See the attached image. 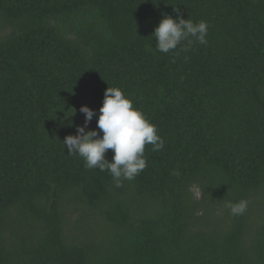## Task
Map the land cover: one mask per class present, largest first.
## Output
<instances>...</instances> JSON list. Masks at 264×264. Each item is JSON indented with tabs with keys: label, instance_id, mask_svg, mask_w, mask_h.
Wrapping results in <instances>:
<instances>
[{
	"label": "trees",
	"instance_id": "1",
	"mask_svg": "<svg viewBox=\"0 0 264 264\" xmlns=\"http://www.w3.org/2000/svg\"><path fill=\"white\" fill-rule=\"evenodd\" d=\"M0 264H264V0H0Z\"/></svg>",
	"mask_w": 264,
	"mask_h": 264
},
{
	"label": "rangeland",
	"instance_id": "2",
	"mask_svg": "<svg viewBox=\"0 0 264 264\" xmlns=\"http://www.w3.org/2000/svg\"><path fill=\"white\" fill-rule=\"evenodd\" d=\"M193 194H194V197H195L196 199H199L200 196H201V193H200V191H199L197 188H194V189H193ZM75 216H76V215L72 214V215H71V218L74 219ZM253 217H254V214H253ZM204 222H208V223H210V225H215V223H216L212 216H210V217H209L208 219H206ZM204 222H203V223H204Z\"/></svg>",
	"mask_w": 264,
	"mask_h": 264
}]
</instances>
